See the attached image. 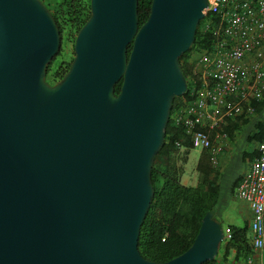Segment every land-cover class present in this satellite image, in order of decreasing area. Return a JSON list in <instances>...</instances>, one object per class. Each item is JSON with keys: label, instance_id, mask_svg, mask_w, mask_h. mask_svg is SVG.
Wrapping results in <instances>:
<instances>
[{"label": "water", "instance_id": "water-1", "mask_svg": "<svg viewBox=\"0 0 264 264\" xmlns=\"http://www.w3.org/2000/svg\"><path fill=\"white\" fill-rule=\"evenodd\" d=\"M207 7L152 0L140 26L139 0H90L70 67L51 84L63 45L55 16L42 0H0V264L218 257L225 227L212 211L173 259L150 261L139 250L155 159L173 104L188 90L180 58Z\"/></svg>", "mask_w": 264, "mask_h": 264}, {"label": "trees", "instance_id": "trees-1", "mask_svg": "<svg viewBox=\"0 0 264 264\" xmlns=\"http://www.w3.org/2000/svg\"><path fill=\"white\" fill-rule=\"evenodd\" d=\"M55 16L60 27L63 45L60 54L53 60L48 69V81L54 84L64 77L73 60L69 46L74 42L78 31L83 27L91 14L90 0H42ZM152 0H139V22L143 25L151 11ZM204 18L198 28L194 45L181 58V66L188 81V91L182 97L176 98L171 109L167 124L165 144L158 153L152 169L154 183L153 203L140 234L139 250L142 256L150 261L166 262L185 252L194 242L203 217L212 211L216 216L220 202L221 173L219 167L212 163V153L202 150L197 162L196 171L198 182L196 185H184L182 177L185 174V164L189 153L195 149L191 138L183 126L174 122L173 114L189 98L194 89L191 78L192 64L190 58L193 52L200 49H210L214 38L204 25L210 19ZM132 45L129 46V53ZM74 53V50H73ZM71 58L69 59V56ZM122 81L116 85V93L120 91ZM264 107V102L259 108ZM251 122V118L238 117L228 120L223 131L228 134V142H233L238 134ZM248 142L254 144L255 157L257 144L264 141V121L257 119L252 131L247 135ZM244 155L243 160L246 161ZM254 157V158H255ZM241 179H238L236 182ZM235 182V184H237ZM240 182V181H239ZM232 238L222 243L218 257L204 264H219L220 260H227L232 250L238 254L249 256L253 253L248 227H230Z\"/></svg>", "mask_w": 264, "mask_h": 264}, {"label": "built area", "instance_id": "built-area-1", "mask_svg": "<svg viewBox=\"0 0 264 264\" xmlns=\"http://www.w3.org/2000/svg\"><path fill=\"white\" fill-rule=\"evenodd\" d=\"M204 25L214 38L210 49L193 52L190 98L173 114L195 149L209 150L212 163L225 148L223 127L238 117L264 121V0H207ZM205 17V18H206ZM251 210L255 248L264 246V141L236 189ZM230 230L226 238L231 239Z\"/></svg>", "mask_w": 264, "mask_h": 264}, {"label": "rangeland", "instance_id": "rangeland-1", "mask_svg": "<svg viewBox=\"0 0 264 264\" xmlns=\"http://www.w3.org/2000/svg\"><path fill=\"white\" fill-rule=\"evenodd\" d=\"M70 53L73 54V43L70 44L69 46ZM71 58V55L69 56V59ZM256 123V120H253L250 122L249 125H247L241 132V135H245L244 137H247L250 131L254 128V125ZM248 140L241 138L237 145H234L233 148L229 151L227 158H225L226 162H229V166L226 165L223 168L222 172V179H221V196H225L227 199L226 204L225 203V198L219 202L220 204L218 205V209L216 211V218L223 222L224 226H227L229 224L234 226H245V221L243 218H239L238 220L235 218L236 214V205H238V201L233 199L230 196V188L232 185V182L240 176L242 173L246 171L248 168V163L244 162L242 160V149H248L250 148L253 150L255 148L254 144L247 143ZM200 157V150L199 149H194L191 150L190 156H189V161L185 164V168H187L190 172H192L191 175V181L196 184V166L198 159Z\"/></svg>", "mask_w": 264, "mask_h": 264}, {"label": "crops", "instance_id": "crops-1", "mask_svg": "<svg viewBox=\"0 0 264 264\" xmlns=\"http://www.w3.org/2000/svg\"><path fill=\"white\" fill-rule=\"evenodd\" d=\"M245 135H241V134H238L237 138L229 143L228 141L225 142V148L220 151L218 154H217V166L219 167V171H220V180H219V184H221V179H222V172H223V168L228 165L229 166V162H226L225 161V158L229 157L228 156V153L229 151L233 148L234 145H237L238 141L243 138V139H246L248 140L247 137H244ZM247 143H249L247 141ZM256 147V146H255ZM257 149V148H256ZM194 150V149H193ZM200 150V149H199ZM255 149L251 150L250 148L248 149H242L241 153H242V160L244 158V155H247L245 157L246 161L244 162H249L251 161L252 159H254L255 157ZM202 150H200V154H201ZM191 153V151H190ZM190 153L188 156H190ZM189 161V160H188ZM185 174L184 176L182 177V183L184 185H196L194 184L192 181H191V175H192V172H190L187 168H185ZM245 173V172H244ZM244 173H242L240 176H238L233 182H232V185H231V188H230V196L237 200L239 203L238 205H236V214H235V218L238 220L239 218H243L244 221H245V225L248 227V234H250V237H251V242H252V232L250 230V227H249V224H250V221H251V218H252V215H251V210L248 206V204L240 199L237 198L236 196V189L239 185V180L238 183L236 182L238 179H241L242 176L244 175ZM195 174L197 176L196 178V183L198 182V173L197 171L195 170ZM235 182L237 184H235ZM225 198V196H221V188H220V202L221 200ZM226 201L227 199L225 198V203L226 204ZM220 204V203H219ZM218 204V205H219ZM218 209V207H217ZM223 223V222H222ZM224 225V224H223ZM233 225L229 224L227 226H224L225 228L226 227H232ZM241 227V226H240ZM219 264H264V246L262 248H255L253 249V253L250 254L249 256L245 255V254H238L236 253L235 250H232L230 255L227 257V260H219Z\"/></svg>", "mask_w": 264, "mask_h": 264}, {"label": "clouds", "instance_id": "clouds-1", "mask_svg": "<svg viewBox=\"0 0 264 264\" xmlns=\"http://www.w3.org/2000/svg\"><path fill=\"white\" fill-rule=\"evenodd\" d=\"M188 88H189V87H188ZM187 91H188V90H187ZM185 94H186V93H185ZM250 222H251V221H250ZM249 227H250V224H249ZM227 229L230 230V227H226V228H225V241H226V240H230V239H227V238H226V231H227ZM250 230H251V227H250ZM251 232H252V230H251ZM230 233H231V232H230ZM252 235H253V233H252ZM231 238H232V237H231ZM252 240H253V237H252ZM225 241H224V242H225ZM252 243H253V241H252ZM219 260H220V259H219Z\"/></svg>", "mask_w": 264, "mask_h": 264}]
</instances>
